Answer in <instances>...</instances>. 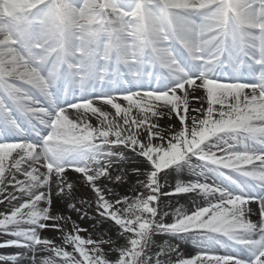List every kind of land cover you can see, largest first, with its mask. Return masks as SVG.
<instances>
[{
    "label": "snow or ice",
    "instance_id": "6c2138e0",
    "mask_svg": "<svg viewBox=\"0 0 264 264\" xmlns=\"http://www.w3.org/2000/svg\"><path fill=\"white\" fill-rule=\"evenodd\" d=\"M0 237V264H264V0H0Z\"/></svg>",
    "mask_w": 264,
    "mask_h": 264
},
{
    "label": "bare ground",
    "instance_id": "6f19581e",
    "mask_svg": "<svg viewBox=\"0 0 264 264\" xmlns=\"http://www.w3.org/2000/svg\"><path fill=\"white\" fill-rule=\"evenodd\" d=\"M197 95H202V93L198 92ZM193 103H195V102H193ZM171 122H174V121H171ZM168 123H170V121H168L167 119H164L163 124L167 125ZM123 151H124L125 159L121 163L114 164V170L125 168L129 171V174L131 175L132 169H134V168H141L142 169L144 167L141 160L139 158H136L134 156V154L127 152V150H123ZM72 175H73V177H75L76 174H72ZM183 178H186L185 174H183ZM174 179H175L174 176L170 177V180H174ZM132 183H135L134 179H133ZM165 190L167 191L169 189H165ZM117 191H119L121 194L128 193L130 195L131 194V185H125L124 187L117 189ZM86 195H87L86 190H81V197L83 198ZM163 203L164 204H170L172 206H176V204L179 203V204H183L187 207L189 204V200L187 197H182L179 199V201L177 200L176 197H172L171 199L165 197V198H163ZM54 207L57 210H63L66 215L69 214L67 208L64 206V204L61 201H58V200L54 201ZM71 215H72V219L78 220V222L83 227L88 228L90 230L93 228V223L90 219H89V221L84 222V221L79 220V217L76 213H71ZM253 219L255 220L256 217H253ZM6 238L7 237H0V239H6ZM156 239H157V241H161V240H164L165 238L164 237H156ZM181 250L185 251L184 245L181 246ZM185 254L195 255L196 253H195V250L190 245H188L187 250L185 251Z\"/></svg>",
    "mask_w": 264,
    "mask_h": 264
},
{
    "label": "rangeland",
    "instance_id": "374dc122",
    "mask_svg": "<svg viewBox=\"0 0 264 264\" xmlns=\"http://www.w3.org/2000/svg\"><path fill=\"white\" fill-rule=\"evenodd\" d=\"M200 92L203 94L202 90H201ZM163 122H164V119L160 121V123H161L162 125H164ZM184 174L186 175V178L189 177V176H191V173H190L189 171H187V170L185 171ZM142 178H143V177H142ZM81 221L86 222V221H89V219H85V220H81ZM52 234H53V233H52L51 230H48V231H46V232L44 233V235H47V236H51ZM11 251H13V250H12V249H3V250H0V253L8 254V253H10Z\"/></svg>",
    "mask_w": 264,
    "mask_h": 264
}]
</instances>
